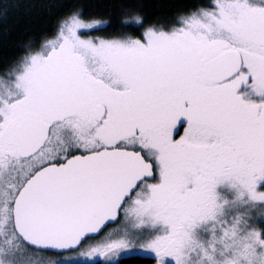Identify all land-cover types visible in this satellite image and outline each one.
Here are the masks:
<instances>
[{"label": "snow or ice", "instance_id": "snow-or-ice-1", "mask_svg": "<svg viewBox=\"0 0 264 264\" xmlns=\"http://www.w3.org/2000/svg\"><path fill=\"white\" fill-rule=\"evenodd\" d=\"M110 7L0 0V264H264V0Z\"/></svg>", "mask_w": 264, "mask_h": 264}, {"label": "trees", "instance_id": "trees-1", "mask_svg": "<svg viewBox=\"0 0 264 264\" xmlns=\"http://www.w3.org/2000/svg\"><path fill=\"white\" fill-rule=\"evenodd\" d=\"M22 2H35L39 3L40 0H22ZM45 2L52 4H61L70 2V0H45ZM80 3H96L105 5V11L103 18L109 21L114 26L118 23L117 9L110 7L111 5H119L123 0H79ZM147 5H150L151 11L161 12L162 10L157 9L155 6L159 3H165L167 0H143ZM55 23L54 18L40 16L39 18L30 17L26 15L23 9L19 11H13L9 14V19L6 23L0 22V59L4 58L5 55L12 56L18 49L23 36L21 35L26 28H30L33 31L39 28H51ZM5 31L8 35L5 36Z\"/></svg>", "mask_w": 264, "mask_h": 264}]
</instances>
